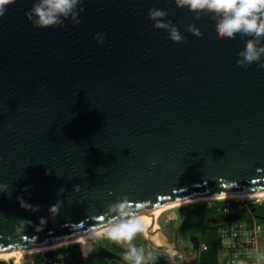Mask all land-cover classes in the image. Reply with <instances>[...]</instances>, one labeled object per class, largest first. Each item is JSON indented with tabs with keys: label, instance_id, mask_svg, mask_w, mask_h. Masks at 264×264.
Returning a JSON list of instances; mask_svg holds the SVG:
<instances>
[{
	"label": "water",
	"instance_id": "water-1",
	"mask_svg": "<svg viewBox=\"0 0 264 264\" xmlns=\"http://www.w3.org/2000/svg\"><path fill=\"white\" fill-rule=\"evenodd\" d=\"M33 3L15 0L0 17V184L8 186L0 255L103 230L113 219L108 205L122 197L145 216L183 201L264 193V69L237 64L249 37L225 38L214 12L195 20L173 0H82L79 24L36 29L25 16ZM152 8L167 11L184 42L154 29ZM193 22L204 35L185 30ZM190 242L180 258L149 255L143 264H199L200 239ZM93 258L131 264L101 240Z\"/></svg>",
	"mask_w": 264,
	"mask_h": 264
},
{
	"label": "clouds",
	"instance_id": "clouds-1",
	"mask_svg": "<svg viewBox=\"0 0 264 264\" xmlns=\"http://www.w3.org/2000/svg\"><path fill=\"white\" fill-rule=\"evenodd\" d=\"M15 0H0V17H3L7 5ZM178 9H186L194 14L195 20L206 13L214 12L218 20V29L225 38H235L237 34L241 39L246 40L245 47L238 53L237 64L242 67H249L253 63L259 69H264V0H173ZM82 0H35L31 9L25 13L26 19L36 29H47L62 27L66 20L73 25L80 23L78 16L83 12ZM166 10L152 8L148 10L147 19L153 23L156 30H163L168 33L169 39L174 43H182L185 37L179 29L167 19ZM188 33L204 35L203 27L195 22L186 26ZM98 42L103 43L104 35L97 33L94 37ZM156 161H152L154 166ZM73 190L78 192L80 185H75ZM8 191L6 184H0V193ZM63 188L59 194L63 193ZM20 206L26 210L38 211L39 206H33L20 197H17ZM74 200L68 201L71 204ZM63 202L57 200L48 209L49 215L55 218L62 207ZM109 214L112 215V222L107 226L106 235L114 241H131L136 232L144 226L141 221L145 219L138 215L136 209L130 207L126 197L117 199L108 205ZM25 221H21L23 223ZM31 223L30 221H28ZM47 223V219L40 218L39 224ZM126 259L131 264H143L151 257L143 247L132 245L126 253Z\"/></svg>",
	"mask_w": 264,
	"mask_h": 264
},
{
	"label": "rangeland",
	"instance_id": "rangeland-1",
	"mask_svg": "<svg viewBox=\"0 0 264 264\" xmlns=\"http://www.w3.org/2000/svg\"><path fill=\"white\" fill-rule=\"evenodd\" d=\"M261 209H264V198H221L214 200H204L200 202H190L176 206L168 205L163 207V209H160L155 214V224L153 222V228L154 225H156L155 227H159V230L157 231L152 230V232L146 233L143 228H141L140 231L134 234L131 241H114L110 239L106 233L101 234V236L99 235L88 238V240L93 239L92 243L94 248L96 245L94 244V241L97 242L98 240H104L114 253L123 257L126 263L129 262L126 259V253L129 247L132 245L143 247L149 255H154L158 252L157 249L165 246L168 249L171 258H173V254L176 253V249L174 248L173 243L164 237L162 231H166L172 236L175 233H178L180 242L186 245H191L190 238L193 236L198 237L201 244H203L208 233L206 228L207 217L212 218L219 215L232 216L243 213L245 217L240 221H254L255 223L257 222L262 224L264 228V220L261 219L262 217L264 218V216L261 217ZM227 223L231 222L222 224L225 225ZM209 224L211 223L209 222ZM158 241L162 242L158 243ZM66 245L76 252H80L81 250L80 243H70V245ZM258 249L260 250L261 263L264 264V231L259 239ZM18 256L23 257L24 255ZM103 260L104 259L93 258L90 261V264H101Z\"/></svg>",
	"mask_w": 264,
	"mask_h": 264
},
{
	"label": "built area",
	"instance_id": "built-area-1",
	"mask_svg": "<svg viewBox=\"0 0 264 264\" xmlns=\"http://www.w3.org/2000/svg\"><path fill=\"white\" fill-rule=\"evenodd\" d=\"M263 231L262 224L247 220L220 226L218 229V235L221 238L219 264H262L258 244ZM95 249L96 245L90 253L84 254L82 247L80 252H76L65 245L52 250L25 253L29 255L20 263H17L16 259H0V261L5 264H90L87 259Z\"/></svg>",
	"mask_w": 264,
	"mask_h": 264
},
{
	"label": "bare ground",
	"instance_id": "bare-ground-1",
	"mask_svg": "<svg viewBox=\"0 0 264 264\" xmlns=\"http://www.w3.org/2000/svg\"><path fill=\"white\" fill-rule=\"evenodd\" d=\"M221 198L222 199H224V198H226V199H228V198H231V199H240V198H243V199L244 198H246V199L247 198H254V199L255 198H264V193H262V194H255V195H225V196H214V197H207V198H200V199H195V200L183 201V202H179V203L172 204L171 206L186 204V203H190V202H200V201H204V200L221 199ZM160 209H163V207L157 209L156 211H154L152 215L142 216V217H145V219H143L141 221V223L144 225L142 228H143V230L146 233L152 232V230H153L154 217L156 216L155 214ZM154 224H155V222H154ZM155 226L156 225H154V227ZM106 231H107V228H105L103 230H100V231H97V232H95L93 234H90L88 236H85V237H82V238L73 240L71 242H66V243L57 244V245H53V246H46V247H42V248L30 249V250H28L29 252L26 250V251H24V253H21V254H20V252H17L18 254H13V253H11V254H3V255H0V259H8L9 260V259L12 258V259H16L17 260L16 261L17 263H20L21 260H23L27 256V254H25V253H30V252L40 251V250H50V249L52 250L53 248L55 249L57 247L58 248L63 247L66 244H69L70 245V243H80L81 244V247L83 248L84 254H88V253H90V251H92L94 249V246H93V243H92L93 239L92 240L91 239L88 240V238H92L94 236H99V235L101 236V234L106 233ZM101 238H103V237H101ZM161 242L158 241V243H161ZM95 244H96V242H95ZM14 255H16V257ZM18 255H24V256L23 257H20Z\"/></svg>",
	"mask_w": 264,
	"mask_h": 264
},
{
	"label": "trees",
	"instance_id": "trees-1",
	"mask_svg": "<svg viewBox=\"0 0 264 264\" xmlns=\"http://www.w3.org/2000/svg\"><path fill=\"white\" fill-rule=\"evenodd\" d=\"M261 217L264 216V209H261ZM258 211V210H257ZM212 216V215H211ZM209 217L206 218V228L208 230V233L206 235V239L203 244H201V252H200V261L199 264H219V251H220V243L221 238L218 235V229L220 226L224 224L219 225H212L209 224ZM105 246L109 248V246L105 243ZM112 251V250H111ZM101 264H124L119 261H108L103 260Z\"/></svg>",
	"mask_w": 264,
	"mask_h": 264
},
{
	"label": "flooded vegetation",
	"instance_id": "flooded-vegetation-1",
	"mask_svg": "<svg viewBox=\"0 0 264 264\" xmlns=\"http://www.w3.org/2000/svg\"><path fill=\"white\" fill-rule=\"evenodd\" d=\"M154 228H153V231L154 230L155 231L159 230L158 229L159 227H154ZM162 233H163L164 237H166V239H168L169 241H171L173 243L174 248L176 249V253L173 254L174 255L173 259L182 257L192 247V244L191 245H186L184 243H181L180 242V237H179V234L178 233H175L173 236L170 233H167L166 231H162ZM101 241L103 242V245L105 246V243L106 242L104 240H101ZM157 251L158 252L155 253L154 255L164 254V255L168 256L169 258H171V255H170L168 249L165 246L164 247L162 246L160 249H157Z\"/></svg>",
	"mask_w": 264,
	"mask_h": 264
}]
</instances>
